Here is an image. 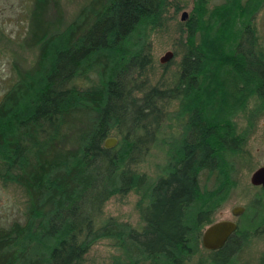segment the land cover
<instances>
[{"label":"trees","instance_id":"16d2710c","mask_svg":"<svg viewBox=\"0 0 264 264\" xmlns=\"http://www.w3.org/2000/svg\"><path fill=\"white\" fill-rule=\"evenodd\" d=\"M208 1L193 0L178 65L152 83L147 37L168 0H89L71 20L61 0H32L19 45L36 51L27 65L13 59L0 97V180L26 196L21 218L0 224V264H84L104 238L111 264H186L197 255L196 264H233L264 231L261 186L240 235L215 250L201 245L236 185L234 157L264 112V45L253 23L264 0ZM109 135L118 141L104 147ZM152 160L153 171L141 168ZM129 191L140 223L102 217L111 196Z\"/></svg>","mask_w":264,"mask_h":264},{"label":"rangeland","instance_id":"374dc122","mask_svg":"<svg viewBox=\"0 0 264 264\" xmlns=\"http://www.w3.org/2000/svg\"><path fill=\"white\" fill-rule=\"evenodd\" d=\"M89 0H61L65 18L71 20L79 9ZM222 0H209L208 6L219 3ZM32 0H0V28L5 36L0 41V97L13 79L12 62L17 58L21 65H27L33 58L34 50L21 49L19 42L27 35L29 12ZM193 6V0H168L161 25L149 30V55L151 65L147 69L150 82L158 78H168L171 70L175 69L181 58L184 46L181 27L184 20L189 17ZM186 10L185 19H181L182 11ZM253 23L259 35V41L264 45V5L255 13ZM172 50V62L163 68L160 56L166 50ZM16 54V55H15ZM169 59V60H170ZM166 84L165 82L163 83ZM252 101H249V106ZM237 129H243L246 125L245 116L239 113L236 117ZM235 170L233 178L236 185L221 200L214 213L212 220L223 217H231V207L235 204L248 206L259 194V188L250 183V173L257 166L264 164V112L259 114L253 128L247 136L243 146L242 156L234 157ZM153 160L144 162L142 169L153 171ZM209 178V180H207ZM201 182L209 186L214 183V176L208 177L206 173L201 174ZM25 193L22 188L13 182L3 183L0 180V224L13 218H21L25 203ZM138 195L129 191L125 195L111 196L103 206L102 217L114 216L119 220H127L132 224L140 223L139 212L136 207ZM247 221L248 217H241L240 221ZM243 222V221H242ZM241 224L247 227L246 223ZM115 252L110 239L104 238L95 242L88 253L84 264H111V255ZM264 252V231L248 237L241 248L233 255V264H259ZM205 252H203L204 254ZM199 255L192 258L186 264H196Z\"/></svg>","mask_w":264,"mask_h":264},{"label":"water","instance_id":"95a60500","mask_svg":"<svg viewBox=\"0 0 264 264\" xmlns=\"http://www.w3.org/2000/svg\"><path fill=\"white\" fill-rule=\"evenodd\" d=\"M187 15L186 10L182 11L181 19H185ZM173 51L166 50L163 55L160 56V62L165 63L172 57ZM118 141L117 136L109 135L105 137L103 141L104 147H112ZM250 183L253 185L264 186V164H261L254 168L250 173ZM244 209L242 205H235L232 207L234 214L241 213ZM237 223L228 218H219L208 223L201 232V245L207 250H215L222 247L227 240L228 236L236 229Z\"/></svg>","mask_w":264,"mask_h":264},{"label":"flooded vegetation","instance_id":"af4514ba","mask_svg":"<svg viewBox=\"0 0 264 264\" xmlns=\"http://www.w3.org/2000/svg\"><path fill=\"white\" fill-rule=\"evenodd\" d=\"M253 185V184H252ZM253 186H257L258 188H259V191H260V187H261V185H253ZM258 199V197H255L254 199H253V201L250 203V204H252V205H254L255 203H256V201H258L257 200ZM220 204V203H219ZM250 204H248V206H246V205H243V204H235V205H242V206H244V209L242 210V212L241 213H238V214H234L233 212H232V207L233 206H235V205H233L232 207H231V214H232V216L231 217H223V218H228V219H232V220H234L236 223H237V227H236V229L228 236V238H227V240L225 241V243L231 238V236H235V235H240V233H236V230H237V228H240L241 226H243L242 224H241V222L242 223H246V225L249 223V220L251 221V220H253L254 219V217H255V214H251V215H247V213H248V209H249V205ZM251 206V205H250ZM245 216H247L248 217V219H247V221H244V219H242V221H240V218L241 217H245ZM212 221H214V220H212ZM211 221V222H212ZM210 223V222H209ZM208 224V223H207ZM207 224H205L204 225V227L207 225ZM203 227V228H204ZM245 227V226H244ZM203 230V229H202ZM224 243V244H225Z\"/></svg>","mask_w":264,"mask_h":264}]
</instances>
